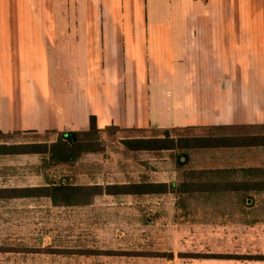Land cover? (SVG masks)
<instances>
[{"label": "crops", "instance_id": "1", "mask_svg": "<svg viewBox=\"0 0 264 264\" xmlns=\"http://www.w3.org/2000/svg\"><path fill=\"white\" fill-rule=\"evenodd\" d=\"M165 80H176L171 91L183 99L173 121L162 116ZM89 115L97 127L124 129L264 123V0H0V130H84ZM220 146L193 150L211 160L197 168L234 166L250 177L241 182L264 179V162H236L250 153L213 150ZM198 194V205L216 204ZM237 222V229L183 233L174 249L184 254L169 261L129 257L114 231L94 248H41L45 241L0 248V264H264V216L240 214Z\"/></svg>", "mask_w": 264, "mask_h": 264}, {"label": "rangeland", "instance_id": "2", "mask_svg": "<svg viewBox=\"0 0 264 264\" xmlns=\"http://www.w3.org/2000/svg\"><path fill=\"white\" fill-rule=\"evenodd\" d=\"M200 81L203 83V80ZM252 81L259 84V80ZM185 82L190 88L193 86L192 80ZM163 83L169 86L170 95L167 98V115L162 116L168 117V121H173V117L177 120L184 111L178 112L183 107L176 105L180 96L171 91L176 80H165ZM124 84L128 87L129 80H124ZM242 98L243 103L250 105L249 93L243 94ZM180 99L183 100L182 97ZM158 119V122L164 121L163 118ZM261 130L264 131V128L252 129ZM175 131L184 136L208 134L212 138L231 132L226 128L209 126L180 127ZM161 134L162 130L110 127L101 131L74 132L73 140H68L61 132L53 130L0 133L1 144L38 142L37 146L29 148L40 150L3 152L0 147V193L3 194L26 193L29 191L21 188L27 186H41L50 191L58 183L85 185L129 181H163L167 186L172 182L174 187L182 181L183 185L177 187L186 189L182 193L174 192L175 196L170 193L165 195L163 192L129 193V196L113 195L114 199H109L107 195L97 196L96 193V196L89 199L90 195L85 196L84 191H75L65 196L57 192L54 200L47 195L0 196V248L37 249L40 247H33V244L39 245L43 241L50 243V246L41 248L81 247L85 246L83 242L88 248H94L101 245V234L116 231L124 237L117 240V245L129 246V257L133 255L134 258L150 257L169 261L174 253L184 254L178 251L176 254L174 249L183 233L205 231L210 226L209 229L221 230L223 225L229 229H237L240 214L248 218L254 215L264 216V191L249 190L248 182L240 180L250 177L240 168L231 166L225 170L199 169V166H208L211 160H205L203 154L193 153L197 147L139 149L130 147L133 141H128L132 137ZM212 138L208 140L209 146L220 145L219 139ZM197 149L199 151L196 152L203 153L212 148ZM213 150H239V153L248 151L246 153H250L249 156L236 162H264L258 157H264V145H228ZM202 155L203 158L200 157ZM223 163L226 162L221 164ZM231 187L238 188L234 191L223 190ZM202 189H207V192H202ZM198 193H203V196L216 204L198 205ZM230 199L261 203L260 206L258 203H251L248 207H238L233 206ZM162 241L166 245H172L173 249L163 246ZM134 243V247H131L130 244Z\"/></svg>", "mask_w": 264, "mask_h": 264}, {"label": "trees", "instance_id": "3", "mask_svg": "<svg viewBox=\"0 0 264 264\" xmlns=\"http://www.w3.org/2000/svg\"><path fill=\"white\" fill-rule=\"evenodd\" d=\"M106 127L118 129L119 127L116 125L108 124L102 127H97L95 123V118L93 115H89L88 118V126L84 130L88 131H101ZM183 127H194V126H183ZM207 128L208 126H202ZM209 127H218V128H226L231 130L230 133L224 134V136H219L217 138H212V136H208V134H185L175 131L180 127H169L163 128L161 135H153V136H144V137H132L129 138L133 141L130 144V147L139 148V149H172V148H196L201 147L204 148L209 146L208 140L219 139L220 145L223 146H254V145H264V131H252L255 127H263L264 123H252V124H229V125H212ZM124 129V128H120ZM129 130H143V129H133L128 128ZM77 130V131H84ZM77 131H61V134L66 137L68 140L74 139V132ZM7 132V131H6ZM5 131H1L0 133H6ZM19 132V131H16ZM192 135V136H191ZM183 136V137H182ZM195 140L200 141L196 142ZM182 141L183 143H181ZM38 142H24L23 144H1V149L3 148V152H28V151H40L35 148H29L33 146H37ZM20 147V148H19ZM250 170V169H249ZM251 184V185H250ZM183 185V182H179L177 186ZM174 187L173 183L170 182L169 186L163 181H129V182H118L112 183L108 182L105 184H77V185H67V184H56L50 188V191H47V188H41V186H27L21 188L22 190H28L26 193H8L3 194L0 193V196H36V195H47L52 200H54L57 192L62 193L64 196L66 194H73L75 191L83 192L86 196L89 194V199L96 194L99 193H108V194H125V193H158L165 192L170 190L172 192H184L186 189H179L178 187ZM238 187H233L232 189H237ZM249 189H263L264 191V179L258 180L257 182H249ZM53 192V193H51Z\"/></svg>", "mask_w": 264, "mask_h": 264}]
</instances>
